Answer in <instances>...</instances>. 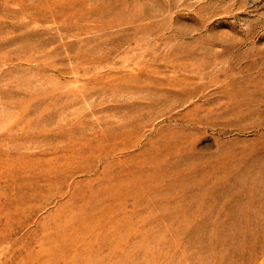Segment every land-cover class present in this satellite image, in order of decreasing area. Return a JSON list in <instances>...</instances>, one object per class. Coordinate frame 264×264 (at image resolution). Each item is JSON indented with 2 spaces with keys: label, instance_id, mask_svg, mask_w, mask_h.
Returning <instances> with one entry per match:
<instances>
[{
  "label": "rangeland",
  "instance_id": "1",
  "mask_svg": "<svg viewBox=\"0 0 264 264\" xmlns=\"http://www.w3.org/2000/svg\"><path fill=\"white\" fill-rule=\"evenodd\" d=\"M0 264H264V0H0Z\"/></svg>",
  "mask_w": 264,
  "mask_h": 264
}]
</instances>
